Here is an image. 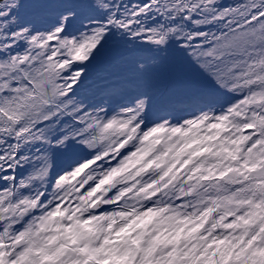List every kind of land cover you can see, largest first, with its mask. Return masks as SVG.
Returning <instances> with one entry per match:
<instances>
[{
	"label": "snow or ice",
	"instance_id": "6c2138e0",
	"mask_svg": "<svg viewBox=\"0 0 264 264\" xmlns=\"http://www.w3.org/2000/svg\"><path fill=\"white\" fill-rule=\"evenodd\" d=\"M0 264H264V0H0Z\"/></svg>",
	"mask_w": 264,
	"mask_h": 264
}]
</instances>
